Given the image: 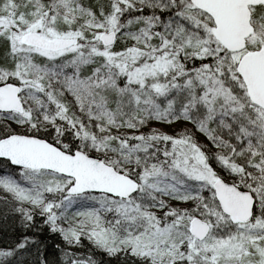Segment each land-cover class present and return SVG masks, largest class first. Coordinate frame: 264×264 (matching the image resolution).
Masks as SVG:
<instances>
[{
  "label": "snow or ice",
  "instance_id": "1",
  "mask_svg": "<svg viewBox=\"0 0 264 264\" xmlns=\"http://www.w3.org/2000/svg\"><path fill=\"white\" fill-rule=\"evenodd\" d=\"M0 264H264V0H0Z\"/></svg>",
  "mask_w": 264,
  "mask_h": 264
}]
</instances>
